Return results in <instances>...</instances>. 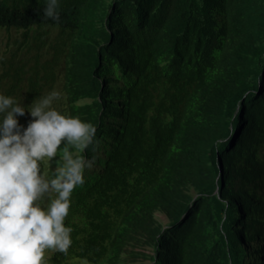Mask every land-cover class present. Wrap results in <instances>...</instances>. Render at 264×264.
I'll return each mask as SVG.
<instances>
[{"label": "trees", "instance_id": "obj_1", "mask_svg": "<svg viewBox=\"0 0 264 264\" xmlns=\"http://www.w3.org/2000/svg\"><path fill=\"white\" fill-rule=\"evenodd\" d=\"M58 3L57 22L47 0H0L21 128L59 79L52 107L99 141L47 264H264V0Z\"/></svg>", "mask_w": 264, "mask_h": 264}, {"label": "clouds", "instance_id": "obj_2", "mask_svg": "<svg viewBox=\"0 0 264 264\" xmlns=\"http://www.w3.org/2000/svg\"><path fill=\"white\" fill-rule=\"evenodd\" d=\"M58 8V0H47L45 18L58 22ZM60 97L52 91L36 102L22 129L17 117L25 108L0 94V264H47L46 252L67 254L72 244L65 226L71 195L95 164L80 153L99 141L93 124L52 107ZM42 165L50 171L42 173Z\"/></svg>", "mask_w": 264, "mask_h": 264}, {"label": "rangeland", "instance_id": "obj_3", "mask_svg": "<svg viewBox=\"0 0 264 264\" xmlns=\"http://www.w3.org/2000/svg\"><path fill=\"white\" fill-rule=\"evenodd\" d=\"M15 35H17V33H15V32H11V36H8V37H14ZM7 36V33L6 32H4L3 30H0V47L2 46L1 44H2V42L5 40V37ZM58 80L59 79H57L56 81H55V83H54V87L53 88H51L50 89V91H48L47 92V95L50 93V92H52V91H57V92H59V89H60V84L58 83ZM53 167H55V166H53ZM153 215H154V217H155V219L158 221V222H160V223H162V224H165L166 222H167V218L165 217V215L163 214V213H161V212H159V211H155L154 213H153ZM135 248H134V250H138V251H143L144 253H146V254H150L151 253V249H150V247L149 246H145V245H143V246H140V245H136V246H134ZM49 252H46V255L48 254ZM129 257H126V259H125V262L126 263H128V264H149L150 262H149V259L147 258V257H137V259L135 260V261H132V259H128ZM131 260V261H130Z\"/></svg>", "mask_w": 264, "mask_h": 264}]
</instances>
